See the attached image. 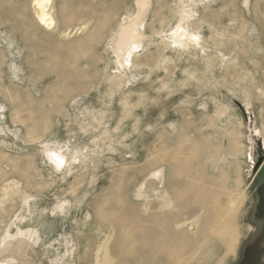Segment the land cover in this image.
Segmentation results:
<instances>
[{"label": "rangeland", "instance_id": "rangeland-1", "mask_svg": "<svg viewBox=\"0 0 264 264\" xmlns=\"http://www.w3.org/2000/svg\"><path fill=\"white\" fill-rule=\"evenodd\" d=\"M33 1L0 0V264H238L264 0Z\"/></svg>", "mask_w": 264, "mask_h": 264}, {"label": "bare ground", "instance_id": "bare-ground-1", "mask_svg": "<svg viewBox=\"0 0 264 264\" xmlns=\"http://www.w3.org/2000/svg\"><path fill=\"white\" fill-rule=\"evenodd\" d=\"M50 2H51V0H34L33 1V8H34L38 18L40 19V21L43 24H45L47 26H51L55 22L54 18L52 17L51 13L48 10V6L50 5ZM139 2H140V5L142 7L146 6L145 0H139ZM137 28H138L137 21H134V18L130 17L129 23L124 25L121 32H120V38H119L120 40L118 41V47H117L118 49H120L122 51H126L128 53L132 52L133 47H135V39H136L135 32H136V30H138ZM171 35H172L173 39H175L176 41L181 40L183 37H185V33L180 28L177 29L175 31V33H172ZM193 38H194V36L190 35V39H193ZM136 47H137V45H136ZM45 147H44V150L47 152L49 158L53 159V161L55 160V162H57V164H59V165L63 164L64 156L62 155V153L56 152L57 149H56V151H50L47 147L46 148ZM226 232H228V231H226ZM20 234H24V232H22ZM33 235H36V232H32L30 237H32ZM230 238H231V236H230ZM236 240H237V238H236ZM234 242H236V241H234Z\"/></svg>", "mask_w": 264, "mask_h": 264}, {"label": "flooded vegetation", "instance_id": "flooded-vegetation-1", "mask_svg": "<svg viewBox=\"0 0 264 264\" xmlns=\"http://www.w3.org/2000/svg\"><path fill=\"white\" fill-rule=\"evenodd\" d=\"M253 186L256 198L252 210L253 230L243 247L238 264H264V186Z\"/></svg>", "mask_w": 264, "mask_h": 264}, {"label": "water", "instance_id": "water-1", "mask_svg": "<svg viewBox=\"0 0 264 264\" xmlns=\"http://www.w3.org/2000/svg\"><path fill=\"white\" fill-rule=\"evenodd\" d=\"M255 174L253 177V184H259L260 187L264 186V158L260 157L255 165ZM260 190V188L258 189Z\"/></svg>", "mask_w": 264, "mask_h": 264}]
</instances>
